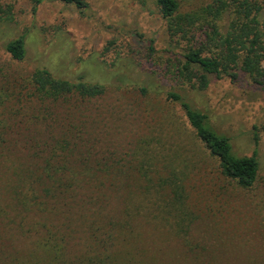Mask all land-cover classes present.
Segmentation results:
<instances>
[{"label": "trees", "instance_id": "obj_1", "mask_svg": "<svg viewBox=\"0 0 264 264\" xmlns=\"http://www.w3.org/2000/svg\"><path fill=\"white\" fill-rule=\"evenodd\" d=\"M52 1L81 10L88 5ZM156 3L170 37L188 43L168 59L178 82L206 89L211 75L236 79L244 73L264 84V0H212L187 11L178 0ZM6 50L23 60L25 35L10 40ZM5 77L0 85V264H264V254L227 256L219 251L224 245L192 234L199 216L189 207L191 179L201 151L193 143H173L180 133L167 141L143 138L127 165L104 153L88 137V126L58 129L61 108L76 110L81 102L103 96L106 85L57 77L47 68ZM166 98L183 108L196 139L219 160L224 176L252 188L260 171L257 152L237 155L208 114L177 91H168ZM24 108L44 113L28 123L37 130H18Z\"/></svg>", "mask_w": 264, "mask_h": 264}, {"label": "rangeland", "instance_id": "obj_2", "mask_svg": "<svg viewBox=\"0 0 264 264\" xmlns=\"http://www.w3.org/2000/svg\"><path fill=\"white\" fill-rule=\"evenodd\" d=\"M178 1L187 11L212 0ZM86 2L81 10L61 1L0 0V85L5 76L28 75L37 68L106 85L103 96L81 102L76 110L61 108L58 129L88 126V137L127 165L143 138L167 141L180 133L173 143H193L201 151L191 179L195 189L189 207L199 216L192 234L224 245L219 251L227 256L264 254V84L244 73L236 79L211 75L206 89L182 84L168 59L183 53L188 43L170 37L156 0ZM20 35L26 37L27 52L18 61L6 45ZM170 90L208 114L212 127L230 137L237 155L257 152L260 171L252 188L224 176L219 160L196 139L183 108L166 98ZM21 112V131L33 126L28 123L35 114H44L38 108Z\"/></svg>", "mask_w": 264, "mask_h": 264}]
</instances>
